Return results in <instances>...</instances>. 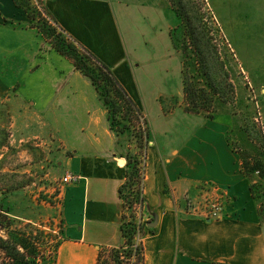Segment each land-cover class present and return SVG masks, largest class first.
I'll use <instances>...</instances> for the list:
<instances>
[{
	"label": "crops",
	"instance_id": "crops-1",
	"mask_svg": "<svg viewBox=\"0 0 264 264\" xmlns=\"http://www.w3.org/2000/svg\"><path fill=\"white\" fill-rule=\"evenodd\" d=\"M41 1L59 28L112 70L147 118L143 200L153 226L142 238L144 264H264V217L227 126L186 112L182 97L164 111V99L181 90L167 92L169 71L179 79L181 73L171 36L178 18L169 1ZM256 1L255 21L254 0H240L242 23L255 21L264 41V0ZM33 23L14 0H0V97L7 96L15 113L13 131L25 116L26 129L55 131L66 153L58 168L81 177L60 186L59 208L49 210L52 218L59 215L61 229L54 264H95L99 247L120 242L125 161L117 158L93 86ZM203 181L229 196L219 220L182 209L184 194Z\"/></svg>",
	"mask_w": 264,
	"mask_h": 264
},
{
	"label": "rangeland",
	"instance_id": "rangeland-1",
	"mask_svg": "<svg viewBox=\"0 0 264 264\" xmlns=\"http://www.w3.org/2000/svg\"><path fill=\"white\" fill-rule=\"evenodd\" d=\"M181 1L190 11L189 0ZM190 1H193L194 6L202 16L199 18L200 22L213 28L211 35L214 39L212 42L217 46L219 57L223 61L225 71L228 73L229 81L233 87L232 101L227 102L221 98H216L210 118L215 117L225 123L228 128L227 139L231 147L239 154L240 160L242 159L241 153L251 156L250 162L252 163L253 159L258 157L259 149L263 150L261 143L255 140L258 136V127L262 125L264 129V41H262L263 31L257 29L256 24H254L257 17L256 8L259 5L257 6V1L254 0L252 5L254 12L250 14L255 21L249 25L242 23L246 21V10H241L240 0H209L210 3L208 0ZM31 3L35 4L34 0ZM183 29L184 27L180 22L171 30L173 42L179 51L180 67H186V70L195 77L197 86H203L204 78L200 74L201 71H198V64L192 49L189 48L187 54L180 51V45L184 39ZM125 38L127 39V37ZM247 53L252 54L253 60L247 57ZM72 69L77 70L73 64ZM215 70L219 72L216 66ZM166 80L168 83L167 92L169 90L176 91L180 87L181 90L179 94L164 99L165 113L169 112V108L177 106L181 97L183 99L181 73L179 79L177 73L174 76L172 71H169ZM4 96L6 95L0 97V211H7L8 217L15 218L20 222H16L18 226L14 224L11 226L12 228L30 223L32 227L47 232L45 241L38 247L44 252L46 258L39 263L47 261L48 264H54L57 250L54 246L56 239L61 237V229L58 227L60 225L59 215L52 218L49 215V210L51 206L59 208L60 183L62 177L67 173L63 175L62 170L57 166V161L62 159V156H66V153L61 154L63 151L62 143L52 129L47 133L44 131L41 133L37 130L39 126L36 124L26 129L24 124V122H28L26 116L24 120L19 119V124H21L18 127L19 130L13 131L12 112L14 117L15 113L9 109ZM99 103L101 104L100 101ZM182 104L185 105L184 100ZM202 116L208 117L205 112L202 113ZM106 117V127L115 138L117 158L120 159V163L123 159L126 162L120 154L124 155L127 151L137 152L136 138L132 137L127 140L123 135L120 138L117 137L115 132L110 129ZM187 117L195 116L188 114ZM245 126L250 130L252 139L244 130ZM132 129L133 134H137L136 128ZM15 133L18 135L17 137ZM30 134H35V136L28 137ZM247 179L257 185L255 187L256 194L262 192L261 196L255 198L260 203L261 216L264 217V177L261 178L257 172H253L247 176ZM202 183L215 185L207 181L199 184ZM225 193L222 202L224 205L229 199L226 191ZM182 203L183 211L195 213L196 210H202L208 200L205 193H202L196 186L192 191L184 194ZM223 211L224 209L222 214ZM146 212L151 215L149 210ZM23 218H27L28 221L23 220ZM150 227L145 225V230L151 229ZM24 230L29 231L30 228H24ZM0 235H3L2 231H0Z\"/></svg>",
	"mask_w": 264,
	"mask_h": 264
},
{
	"label": "trees",
	"instance_id": "trees-1",
	"mask_svg": "<svg viewBox=\"0 0 264 264\" xmlns=\"http://www.w3.org/2000/svg\"><path fill=\"white\" fill-rule=\"evenodd\" d=\"M14 1L16 6L22 8L27 16L33 20V26L49 42L50 47L67 57L74 68L89 80L98 100L107 111L106 118L110 129L115 132L116 136L120 138L123 135L127 140L132 137L136 138L137 152L127 151L124 155L120 154L126 160L124 165L125 180L118 190L124 208L119 226L121 240L115 246L99 247L95 264H144L145 250L142 238L146 223L153 220L152 214H147L143 200L145 151L149 139L147 118L115 77L112 70L59 28L53 17L42 5L41 0H34L35 4L31 3L33 0ZM169 1L178 18V23L181 22L184 27V39L180 45V51L187 54L188 49H192L198 64V71H201L200 74L204 78L203 86H197L193 74L182 66L181 81L185 103L184 110L190 113L205 112L208 117H212L211 109L216 98L231 102L233 97V87L229 81L228 73L219 57L217 46L212 42L214 39L211 35L213 28L200 22L199 18L202 16L194 6L193 1H188L190 2V11L186 9L181 0ZM214 65L219 72H216ZM132 128H136L137 134H133ZM244 130L252 139L247 126L244 127ZM255 140L261 143L263 150L259 149L258 157L253 159L252 163L250 162L251 156L241 153V168L247 176L257 172L263 178L264 129L262 125L258 127V136ZM256 186L255 183H251L250 190L254 197H259L262 192L256 194ZM8 216L7 211H0V231L3 233L0 235V264H38L44 260L46 258L44 252L38 247L45 241L47 232L32 227L30 223L12 228V225H17L20 222ZM28 227L30 228L29 231L24 230ZM59 239H61L60 236L55 241L54 247L56 248L60 242Z\"/></svg>",
	"mask_w": 264,
	"mask_h": 264
},
{
	"label": "built area",
	"instance_id": "built-area-1",
	"mask_svg": "<svg viewBox=\"0 0 264 264\" xmlns=\"http://www.w3.org/2000/svg\"><path fill=\"white\" fill-rule=\"evenodd\" d=\"M80 175L74 173H68L62 177L61 185L76 182L80 179ZM202 193H205V197L208 203L202 210H196L194 214L205 216L212 220H219L222 217V210L224 209L223 198L225 191L219 189L217 185H210L206 183L199 184L197 186ZM215 192V193H214Z\"/></svg>",
	"mask_w": 264,
	"mask_h": 264
},
{
	"label": "water",
	"instance_id": "water-1",
	"mask_svg": "<svg viewBox=\"0 0 264 264\" xmlns=\"http://www.w3.org/2000/svg\"><path fill=\"white\" fill-rule=\"evenodd\" d=\"M147 226H153V222L146 223Z\"/></svg>",
	"mask_w": 264,
	"mask_h": 264
}]
</instances>
